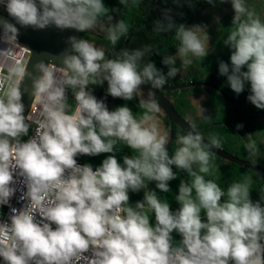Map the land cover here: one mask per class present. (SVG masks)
Returning a JSON list of instances; mask_svg holds the SVG:
<instances>
[{
	"label": "clouds",
	"instance_id": "obj_1",
	"mask_svg": "<svg viewBox=\"0 0 264 264\" xmlns=\"http://www.w3.org/2000/svg\"><path fill=\"white\" fill-rule=\"evenodd\" d=\"M198 2L171 0L177 8ZM204 2L231 4L234 15L222 42L230 63L220 61L218 71L232 92L238 96L247 88V100L264 110V18L247 0ZM0 9L10 18L0 16V209H10L7 219L0 211L3 264H264V195L252 200V178L243 174L222 188L209 178L218 170L221 136L206 139L193 121L173 141L156 115L161 109L153 90L214 51L207 25L177 23L182 12L162 9L153 31L174 33L178 42L174 55L154 53L166 73L152 60L142 63L150 45L112 56L75 35L67 37L62 53L29 71L21 59L20 28L98 29L114 49L130 25L103 0H0ZM26 78L31 87L22 90ZM105 82L106 96L138 100L142 112L127 104L110 110L93 94ZM143 85L151 86L147 98L139 95ZM25 94L32 97L27 115ZM205 111L200 105L199 114L211 120ZM124 147L131 154L121 163L117 153ZM243 147L253 162L259 158L254 139ZM101 154L108 155L95 168L78 163ZM178 178L179 207L172 210L156 190L170 192ZM140 191L143 199L130 203V193ZM14 197L19 208L11 204Z\"/></svg>",
	"mask_w": 264,
	"mask_h": 264
},
{
	"label": "trees",
	"instance_id": "obj_2",
	"mask_svg": "<svg viewBox=\"0 0 264 264\" xmlns=\"http://www.w3.org/2000/svg\"><path fill=\"white\" fill-rule=\"evenodd\" d=\"M106 7L110 8L111 14L117 19L125 20L129 25V33L127 36L122 37L117 43L118 49H129V48H142L145 45H150L152 52L145 55L142 63H147L150 60L154 61L158 68V59L161 58L167 52H171L170 55H174L178 42L174 40V33H156L153 31V22L157 19H161V11L163 8L170 7L173 8L175 12H182L183 16H175L177 23H186L188 25L201 24L203 21L204 12L217 8L219 6L230 7V3L216 4L215 7L207 4L204 0L196 3L194 7L190 8L186 4L183 7L177 8L171 3V0H137L136 4L132 3V0H128L127 5H121L120 0H103ZM250 8L254 9L258 14L264 18V0H247ZM234 14H227L219 21L213 24V27L209 28L208 34L210 36V45L214 48L201 63L200 61H194L187 69H181L179 74L174 80H170L165 86L176 85L184 82H207L216 85L220 88L230 99L234 100L235 112L238 116H235L232 106L227 102L216 90L210 87H192L197 89L198 94L204 95L205 99L202 102L203 108L206 110L205 115L211 117V120L207 121L203 116H194L197 114V109L192 106L193 104L189 98H185L179 92L183 90H177L173 92H164V95L172 102L174 107L177 109L182 117L189 119L191 123L194 119H200L199 125L201 128V133L207 139L208 136L212 134H219L222 138L223 149H231V151H237L242 149L245 153L244 159L253 161L248 157L243 145L250 139H254L260 149V156L256 159L255 163L264 168V110L256 109L248 100L247 96L249 91L246 90L240 95H236L227 84L226 77L221 76L218 71V64L220 61L230 63V50L223 45V39L226 38L229 27L231 26L232 17ZM101 34L102 37H106V33L97 30H91L85 33H81L80 38H84L100 45L102 42L99 41L97 34ZM101 37V38H102ZM110 43L106 41V47H109ZM159 52L160 55L154 53ZM115 56V55H112ZM177 66H180L179 60L177 61ZM161 69L166 73L167 67L162 64ZM107 84L104 86L98 99H104L110 110L117 106L127 104L130 108L136 110L139 114L142 109L138 107V100L124 101L119 98H112L111 96L105 95ZM187 89V88H186ZM145 98L147 95L142 93ZM139 98V96H138ZM73 100V99H72ZM185 105L186 111L184 112L181 106ZM161 109V108H160ZM162 112V110H161ZM163 113V112H162ZM166 128L169 132V123L167 116L163 113ZM243 124L242 129H237V124ZM175 130L179 133L182 132L178 128ZM176 132V133H177ZM238 148V149H237ZM172 150H174L172 148ZM171 150V151H172ZM171 153V152H170ZM124 154H131V150L124 147L122 152L117 153L118 159L121 160ZM235 154V153H233ZM108 154H101L96 157L82 156L78 158V163L85 164L90 163L95 168L99 166L102 160ZM215 163L219 166H227L225 160L215 156ZM229 164H232L228 162ZM263 163V165L261 164ZM223 164V165H222ZM234 167L239 169L238 174L243 176L247 174L252 178V192L259 191L263 187L264 182L251 170L239 167L232 164ZM172 183L177 182L176 180L171 181ZM150 189H155L152 184H149ZM161 199L165 198V193H159ZM143 192V191H142ZM144 195V193L142 194ZM131 196V193H130ZM143 197V196H141ZM146 211L150 210L145 209ZM172 210H176L173 209ZM151 214V213H150ZM154 222V220H153ZM174 239L176 241L180 240V236L173 233Z\"/></svg>",
	"mask_w": 264,
	"mask_h": 264
},
{
	"label": "water",
	"instance_id": "obj_3",
	"mask_svg": "<svg viewBox=\"0 0 264 264\" xmlns=\"http://www.w3.org/2000/svg\"><path fill=\"white\" fill-rule=\"evenodd\" d=\"M0 16H3L6 19H10L7 15L0 13ZM19 27V26H18ZM70 35H75L77 38L81 37L80 32L75 30H64L60 31L54 27L48 28L46 30H33L32 28H20L19 43L23 45L29 51V57L27 59V67L29 71L33 70V65H35L40 60H49L51 57L58 56L66 47L67 37ZM170 54V53H167ZM159 68L161 67V60L158 61ZM106 82L102 85L94 87L93 94L99 98ZM31 80L25 79L21 88L30 89ZM150 85H143V93L147 95V92L150 90ZM192 87H210L216 90L227 102L232 106L233 112L238 119V116L235 112L234 100L230 99L220 88L216 85L207 83V82H184L176 85L164 86L162 89L153 90L155 91L156 100L162 110V112L167 116L169 122V135L172 140H174V130L175 127H178L182 131L189 130V122L184 119L177 109L174 107L172 102L164 95V92H173L177 90H183L186 88ZM23 103L25 104V115L29 110V107L32 103V97L28 94L23 96ZM172 144L168 145L169 150L171 149ZM215 156L235 164L239 167L249 169L253 171L263 182H264V169L257 165L256 163L238 158L228 152L223 148L215 149Z\"/></svg>",
	"mask_w": 264,
	"mask_h": 264
},
{
	"label": "rangeland",
	"instance_id": "obj_4",
	"mask_svg": "<svg viewBox=\"0 0 264 264\" xmlns=\"http://www.w3.org/2000/svg\"><path fill=\"white\" fill-rule=\"evenodd\" d=\"M227 14H234L231 6L228 8L224 7V6H219L217 8L210 9V10L204 12L203 21L201 24L207 25V31H208V30H210L209 28L213 27V24L217 22L216 18L221 19L222 17H224ZM129 49L130 50L131 49H137V47L136 48H129ZM198 92L199 91L195 88H187V89H184L183 91L179 92V94H182V96L185 98H187V97L189 98V96H190V101L193 104L192 106H194L198 110L197 114L194 116V118H196L197 116H200L199 108H200V105L202 106V102L205 99V96L198 94ZM139 95H142L145 98V96L143 94H139ZM69 103L74 104V100H72L71 96L69 97ZM181 108L183 109L184 112L186 111L185 105L181 106ZM137 115H138V113H137ZM157 119L160 122V127L163 126L162 121L159 118H157ZM199 120L194 119L193 121L196 124H200L202 120L200 122H199ZM188 121H189V119H188ZM207 121H209V120H207ZM164 124L166 127V121H164ZM164 130H167V128ZM224 150L226 152L238 157V158L244 159V157H245V153L242 149H238L237 151H231V149L228 148V149H224ZM233 153H235V154H233ZM225 163L227 164L226 167L225 166H219L218 164H216L218 170L215 171L214 176L209 177V178L215 179L220 184V186L222 188H227V186H229L233 181H238V180L242 179V176L240 174H238L239 169L237 167H234L232 164H229L228 162H225ZM261 164L263 165V163H261ZM184 179H186V178H184ZM179 183H180V180L178 182H175V183L170 182L171 191L168 193H165L164 200H167L170 203L171 208H173V209H178V207H179V205L175 201V195L178 193ZM151 184H152V186L155 187V183H151ZM262 189H264V185H263V187H261V189L259 191L257 190L255 192L251 193V198L253 201L259 200V195H264V192L261 191ZM142 194H143L142 191H140L139 193H131L130 203L135 204L136 201L142 200L143 199V197H141V196H143Z\"/></svg>",
	"mask_w": 264,
	"mask_h": 264
},
{
	"label": "flooded vegetation",
	"instance_id": "obj_5",
	"mask_svg": "<svg viewBox=\"0 0 264 264\" xmlns=\"http://www.w3.org/2000/svg\"><path fill=\"white\" fill-rule=\"evenodd\" d=\"M98 35V39H99V41L100 42H102L100 45H97V46H99V47H103V48H105V50H106V52H108L110 55H115V54H117L121 49H118V45H116L115 46V48L113 49V47H112V45L110 44L109 45V47H106V41H107V39H106V37H102V35L99 33V34H97ZM102 37V38H101ZM95 44V43H94ZM167 53H170L171 54V52H167ZM167 53H165V54H167ZM169 54V55H170ZM159 60H162V57L161 58H159L158 59V61ZM161 66H162V63H161ZM158 68H159V64H158ZM160 69H161V67H160ZM184 119H186L187 121H188V118H186V117H183ZM189 122V121H188ZM169 123V122H168ZM190 123V122H189ZM198 127H199V129L201 130V128H203V127H200L199 125H197ZM175 128H178V127H175ZM179 129V128H178ZM180 130V129H179ZM182 131V130H181ZM177 131L176 130H174V140H175V137H176V135H177V133H176ZM173 140V141H174ZM172 148L174 149L175 148V144L173 143L172 144V147H171V149L169 150L170 152H171V150H172ZM175 170V169H174ZM179 175H180V177H182L183 176V178H186V174L185 173H183V172H180L179 173ZM180 179L178 178V179H176V181L178 182ZM226 186V185H225Z\"/></svg>",
	"mask_w": 264,
	"mask_h": 264
},
{
	"label": "built area",
	"instance_id": "obj_6",
	"mask_svg": "<svg viewBox=\"0 0 264 264\" xmlns=\"http://www.w3.org/2000/svg\"><path fill=\"white\" fill-rule=\"evenodd\" d=\"M0 13L4 14V15H7V13L5 11H3V9H0ZM21 45V44H20ZM3 45H0V47H2ZM22 46V54H21V59L25 60L27 62V59L29 57V51L23 46ZM30 108H31V105L29 107V110L30 111ZM28 113V112H27ZM30 135H31V132H30ZM24 139H27V137H24ZM80 164V163H79ZM83 165V164H81ZM19 193H17V197H18ZM11 204L12 206H15L17 208H19L21 205L18 203L17 201V198H13L12 201H11ZM0 211L3 212V215H4V218L7 219L8 215L10 214V209L5 206L3 207V209H0ZM0 264H3V261L2 259H0Z\"/></svg>",
	"mask_w": 264,
	"mask_h": 264
},
{
	"label": "crops",
	"instance_id": "obj_7",
	"mask_svg": "<svg viewBox=\"0 0 264 264\" xmlns=\"http://www.w3.org/2000/svg\"><path fill=\"white\" fill-rule=\"evenodd\" d=\"M131 109H132V111H133L134 113L137 114V112H136L135 109H133V108H131ZM138 114H139V112H138ZM156 115H157V118H159V119L162 121L163 126H161V128H162V129H166L165 124H164L165 118H164L163 113L160 111V113H158V114H156ZM180 178H183V176L180 177ZM180 178H179V179H180Z\"/></svg>",
	"mask_w": 264,
	"mask_h": 264
}]
</instances>
